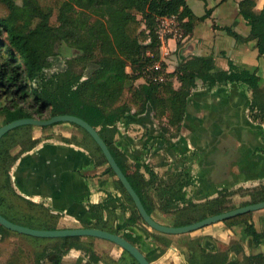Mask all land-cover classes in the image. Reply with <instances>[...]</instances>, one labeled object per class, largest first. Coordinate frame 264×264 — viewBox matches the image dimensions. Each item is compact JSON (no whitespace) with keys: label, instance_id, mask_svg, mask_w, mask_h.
Returning <instances> with one entry per match:
<instances>
[{"label":"crops","instance_id":"obj_1","mask_svg":"<svg viewBox=\"0 0 264 264\" xmlns=\"http://www.w3.org/2000/svg\"><path fill=\"white\" fill-rule=\"evenodd\" d=\"M185 1L196 16L203 17L208 10L211 15L190 33L177 18L173 26L177 33L164 38L161 61L167 76L175 74L168 77L173 89L182 86L180 66L203 58L212 61L210 69H205L210 78L218 72L254 73L264 93V54L240 13L243 0ZM263 9L264 0H259L254 11ZM126 71L132 73L130 67ZM145 84L144 77L135 81L137 87ZM159 96L167 97L164 91ZM252 102L253 91L245 84L212 86L209 80L197 79L179 125L170 109L160 104L156 108L149 105L152 116H147L149 106L143 113L132 107L111 126L113 145L126 165V176L141 192L155 221L181 226L199 216V207L203 210L219 200L232 210L250 203L262 189L264 109L252 112ZM31 136L37 143L8 171L15 201L23 206L17 224L41 230L75 229L99 221L110 230L125 228L133 205L94 141L71 123L57 124L49 134L33 127ZM20 150L14 149L16 153ZM230 152L235 153V162L227 161ZM227 163L220 175L219 166ZM251 225L261 234L259 242L249 233ZM127 227V232L138 236V248L151 264H264V210L253 212L248 222H218L181 235L162 234L141 219ZM60 239L35 238L0 228V264H37L40 251ZM84 241L95 253L97 264H127L123 249L115 244L98 238ZM156 252L163 253L157 257ZM21 253L26 256L23 263ZM63 262L87 264L90 260L84 251L72 250Z\"/></svg>","mask_w":264,"mask_h":264},{"label":"trees","instance_id":"obj_2","mask_svg":"<svg viewBox=\"0 0 264 264\" xmlns=\"http://www.w3.org/2000/svg\"><path fill=\"white\" fill-rule=\"evenodd\" d=\"M226 1L228 0H221L222 3ZM258 1L243 0L239 6L241 15L251 26V37L258 40V48L263 55L264 9L260 13L254 11ZM54 10H58L57 20L53 19ZM210 15L211 10H208L205 16H196L185 0H24L22 6L16 5L13 0H0V115L5 118V124L24 118L49 119L58 115L81 118L98 129L127 175L126 165L113 145L114 131L111 126L116 120L130 113L132 107L143 113L149 105L156 108L164 104L179 125L196 80L204 79L209 80L212 86L223 82L245 84L253 91L251 111L264 109V93L260 88L261 80L256 74L218 72L210 78L205 74L210 69V59L194 58L182 64L178 70L182 86L177 91L170 82L163 85L147 83L141 87L135 86L136 79L142 77V68L147 63L145 54L150 51L156 60L161 57V42L156 33L159 18L177 16L184 23L186 33H190L195 25ZM35 19L39 22L32 29ZM232 35L239 37L235 33ZM61 41L69 43L81 51V54L69 63L68 68L45 76L46 71L53 67L52 61L56 56L54 45ZM128 66L132 69L131 74L126 71ZM88 68L94 71L86 76L85 71ZM173 75L175 74L168 77ZM161 91L165 92L166 99L160 98ZM72 125L94 141L86 130ZM53 126L42 130L49 134ZM32 128L33 126L16 128L0 140V203L3 201L2 190L7 188L13 192L9 169L26 149L33 148L37 143V140H32ZM27 131L29 133H25ZM96 146L107 162L99 146ZM18 147L21 150L13 155L12 151ZM110 172L115 175L111 168ZM127 177L141 196L133 180ZM3 180L5 186L2 187ZM118 183L133 205V213L125 227L135 225L142 218L119 180ZM263 201L264 186L245 205ZM143 203L145 205L144 201ZM146 210L151 213L148 208ZM230 210L223 207V202L216 200L206 206V213L188 219L181 226ZM0 213L3 214L1 210ZM250 217L251 213H248L224 223L234 225L248 222ZM10 220L16 222L15 219ZM121 227L123 226L118 228ZM0 228L5 230L2 226ZM48 229L53 230L56 227ZM250 232L256 240L261 236L252 227ZM125 237L133 244L138 241L132 235ZM70 240L64 238L67 244ZM20 255L23 263L25 255Z\"/></svg>","mask_w":264,"mask_h":264},{"label":"water","instance_id":"obj_3","mask_svg":"<svg viewBox=\"0 0 264 264\" xmlns=\"http://www.w3.org/2000/svg\"><path fill=\"white\" fill-rule=\"evenodd\" d=\"M89 76V74H87ZM152 108L149 106L148 108V115L152 116ZM60 123H71L75 124L77 126H80L84 130L87 131V133L93 138V140L96 142V144L99 146L101 151L103 152L110 168L117 176L118 180L121 182L125 190L128 192L130 197L132 198L136 209L139 212V215L141 216L142 220L153 230L160 232L162 234L167 235H181V234H188L192 233L198 230H201L207 226L216 224L218 222H224L226 220H230L236 217H239L241 215H245L248 213H253L259 210H264V201L250 204L247 206H243L240 208H236L221 214L209 216L201 221H198L193 224H189L186 226H166L163 224H160L156 222L151 215L146 210L140 196L135 191L134 187L132 186L131 182L127 178L126 174L123 172L119 164L117 163L115 157L113 156L109 146L106 144L104 139L101 137L98 130H96L93 126H91L86 121L82 120L81 118H78L76 116H70V115H58L53 116L49 119H38V118H24L15 120L11 123H8L2 127H0V140L9 132L13 131L16 128L23 127V126H35L40 128H45L49 126H53L55 124ZM227 161H236V155L234 152H230V154H226ZM230 163L225 164V166H219L218 173L221 175L223 172H225V168L229 166ZM224 165V164H223ZM0 225L4 228L28 235L35 238H44V239H60V238H73V237H90V238H98L102 240H106L109 242H113L117 244L118 246L125 249L127 252H129L134 259L139 264H151L146 256L138 249V247L134 246L131 242H129L127 239L123 238L122 236L100 230L95 228H76V229H57V230H39L34 229L22 225H18L4 216L0 214Z\"/></svg>","mask_w":264,"mask_h":264},{"label":"flooded vegetation","instance_id":"obj_4","mask_svg":"<svg viewBox=\"0 0 264 264\" xmlns=\"http://www.w3.org/2000/svg\"><path fill=\"white\" fill-rule=\"evenodd\" d=\"M8 124V123H7ZM4 125H6L5 124V122H4V124L2 125V126H4ZM1 126V127H2ZM128 178V177H127ZM189 182L190 181H187V182H185V183H187V184H189ZM136 191V190H135ZM128 193V192H127ZM176 197V194L175 193H172V196H171V198H175ZM140 198H141V196H140ZM132 199V198H131ZM16 197H15V194L13 193V192H11V191H9V199L7 200V202H4L3 203V205L4 206H8V205H10L9 207H11V208H9V209H14L13 207H12V205H15L16 204ZM142 200V199H141ZM15 201V202H14ZM143 202V201H142ZM1 204L2 203H0V210H1V212L3 213V214H5V215H7L10 219H15V218H13V217H11L7 212H5L3 209H2V207H1ZM208 205V204H207ZM206 205V206H207ZM205 206V207H206ZM244 206H247V205H244ZM243 207V206H242ZM7 209H8V207H6ZM227 208V207H226ZM240 208V207H239ZM199 209L200 210H197L198 211V213L197 214H203V213H206V211H205V209H203V210H201V208L199 207ZM236 209V208H235ZM233 210V209H232ZM1 214V213H0ZM3 214H1L2 216H4ZM252 214V213H251ZM150 215H151V213H150ZM21 216H22V214H21ZM5 217V216H4ZM152 217V216H151ZM6 218V217H5ZM8 219V218H7ZM10 219H8V220H10ZM20 218H19V216L17 217V219H15L16 221L17 220H19ZM11 221V220H10ZM157 222V221H156ZM14 223H16V222H14ZM17 224V223H16ZM226 224V223H225ZM238 224V223H237ZM18 225H20V224H18ZM1 226V225H0ZM23 226V225H22ZM129 226H132V225H129ZM3 227V226H2ZM250 227H252L253 229H254V227L251 225ZM4 228V227H3ZM80 228H95V229H100V230H104V231H107V232H110V233H113V234H116V235H119V236H122L123 238H125V239H127L125 236L126 235H132L133 237H135V238H137L138 240H139V238H138V236H135L131 231H126V229H130V227H125V228H123L122 229V227H121V229H117V230H110V229H108L106 226H104V225H102V223L101 222H91V223H84V226L83 227H80ZM76 229V228H75ZM39 230H41V229H39ZM44 230H52V229H44ZM53 230H57V228L56 229H53ZM255 230V229H254ZM256 231V230H255ZM249 233L250 234H252L251 232H250V228H249ZM252 236L254 237V239H255V241L256 242H259V239L260 238H258L257 240H256V238H255V236L252 234ZM84 238H88V237H73V238H70L71 240L70 241H67L68 242V244L67 243H65V241H64V238H61L60 240H58V241H54V242H51L49 245H47V247H45V248H43L42 249V251H40V253H39V255H38V257H37V259H35L36 260V262H37V264H67V263H64L63 262V258L67 255V254H69V252L70 251H72V250H79V251H84L85 252V254L89 257V260H90V262L89 263H87V264H97V259L95 258V253L92 251V248H90V247H88L89 245H85L86 244V242L84 241ZM90 238V237H89ZM128 240V239H127ZM129 242H131L130 240H128ZM111 243H113V242H111ZM132 243V242H131ZM138 243H139V241H137V243L136 244H133L134 246H136V247H138ZM79 244H81V246L79 245ZM113 244H115V243H113ZM64 245V246H63ZM116 246H118L117 244H115ZM118 247H120V246H118ZM58 248H60V249H58ZM120 248H122V247H120ZM123 249V248H122ZM139 249V248H138ZM140 250V249H139ZM141 251V250H140ZM123 252H124V255L128 258V260H127V264H132V263H137V264H139L137 261H134V260H132V258L130 257V256H132L129 252H127L125 249H123ZM142 252V251H141ZM163 252H160V253H158V252H156V254H158V255H156L157 257L158 256H160L161 254H162ZM133 257V256H132ZM134 258V257H133ZM147 258V257H146ZM148 259V258H147ZM125 262H126V260H124ZM149 261V260H148ZM150 262V261H149ZM126 264V263H125Z\"/></svg>","mask_w":264,"mask_h":264},{"label":"rangeland","instance_id":"obj_5","mask_svg":"<svg viewBox=\"0 0 264 264\" xmlns=\"http://www.w3.org/2000/svg\"><path fill=\"white\" fill-rule=\"evenodd\" d=\"M13 1L18 6H22L23 5V2H24V0H13ZM200 6H201V8H203L204 7V2H201L200 3ZM77 10L78 9H76V11ZM57 17H58V10H54L53 11V19L54 20H57ZM139 19H141V17H139ZM38 22H39L38 19H35L33 21V23H32L31 28L34 29L38 25ZM54 51L56 53V56H54V59L52 61V66L53 67L51 69H48L46 71L45 76H51L53 74H57L59 71H61V69L68 68L69 63L76 56H78V55L81 54V51L76 50L74 47H72L69 43H67L65 41H61V42L56 43L54 45ZM93 71L94 70L92 68H88L85 71V75L86 76H87V74L91 75L93 73ZM4 122H5V118L0 115V127L4 124ZM25 133H29V132L27 131ZM12 154L13 155L16 154V151L13 150L12 151ZM1 185H2V187L5 186V180L2 181ZM1 194L3 195V201H2V203H4V202H6L9 199V191L6 188V189H4V190L1 191ZM9 206L10 205L4 206L3 204H1V207H2V209L5 212H7L11 217L17 219V217L20 215V212L23 210L22 209L23 206L16 203L15 205H12V207L14 208L12 210L9 209V208H11ZM6 207H8V209ZM198 215H200V214H198ZM19 257H21V255ZM21 260H23L22 257H21ZM25 260H26V256H25Z\"/></svg>","mask_w":264,"mask_h":264},{"label":"built area","instance_id":"obj_6","mask_svg":"<svg viewBox=\"0 0 264 264\" xmlns=\"http://www.w3.org/2000/svg\"><path fill=\"white\" fill-rule=\"evenodd\" d=\"M177 16L165 17L158 19L157 26V36L161 42L160 54H162V49L164 47L165 37L171 33L176 34L177 32L173 29V26L176 24ZM161 56V55H160ZM147 60L146 65L142 68V77H144L147 83L155 85H163L168 82V76L165 68L163 67L161 57L159 60L154 58V54L148 51L145 54Z\"/></svg>","mask_w":264,"mask_h":264}]
</instances>
